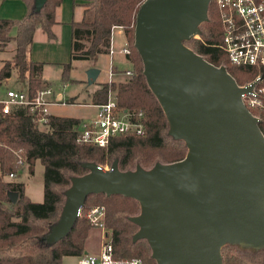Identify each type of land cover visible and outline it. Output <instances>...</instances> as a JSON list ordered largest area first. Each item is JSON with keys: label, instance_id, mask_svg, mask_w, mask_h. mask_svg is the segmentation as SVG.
I'll return each instance as SVG.
<instances>
[{"label": "water", "instance_id": "1", "mask_svg": "<svg viewBox=\"0 0 264 264\" xmlns=\"http://www.w3.org/2000/svg\"><path fill=\"white\" fill-rule=\"evenodd\" d=\"M210 1L144 0L135 17L143 74L185 157L128 171L117 160L106 170L84 162L87 173L72 177L47 241L68 235L89 195L105 194L139 202L133 240L147 241L156 264H223L225 244L264 249V135L241 99L251 86L183 43L199 34ZM46 2L34 0L36 9ZM99 72L86 69L88 84Z\"/></svg>", "mask_w": 264, "mask_h": 264}, {"label": "trees", "instance_id": "2", "mask_svg": "<svg viewBox=\"0 0 264 264\" xmlns=\"http://www.w3.org/2000/svg\"><path fill=\"white\" fill-rule=\"evenodd\" d=\"M22 1L27 10L21 20L0 18V51L10 40L15 41L13 59L4 60L0 67V81L10 78L16 68L19 77L26 78L27 91L32 97L52 83L42 78L43 63L27 59V48L38 27L48 38H53L51 26L56 23L55 10L62 0H47L40 10L36 9L34 0ZM143 1L89 0L86 10L91 11V17L70 23L69 61L62 65L61 72L62 84H66L76 81L70 77L73 62L86 61L88 68L97 67L99 57L109 53L113 29H122L128 46L125 57L132 64V74L118 82H98L89 93V102L104 103L108 91L113 90L120 108L143 113L142 135L114 137L104 147L81 144L77 142L75 130L78 118L49 115L46 124H40L25 108L4 114L0 104V264H62L64 256L83 255L85 240L92 228L85 213L97 205L104 207L103 223L110 232L114 256L156 264L147 241L133 240L138 226L130 218L139 214V202L122 195H89L68 235L56 242L47 241L61 213L64 193L72 177L87 173L82 166L84 162L111 166L117 160L119 170L128 171L138 165L149 169L157 162L179 161L187 153L185 142L168 133L166 116L146 82L142 60L133 44L135 17ZM222 36L218 9L211 0L207 19L199 25L198 37L183 43L213 65H224L237 84L251 81L261 68L231 64L220 46ZM253 112L260 118L259 128L264 135V113ZM18 153L25 157L30 174L37 162L43 166L40 202L25 194L24 183L6 179L9 173L20 170ZM13 192L17 193L15 202L9 197ZM221 255L223 264H264V249L225 244Z\"/></svg>", "mask_w": 264, "mask_h": 264}, {"label": "built area", "instance_id": "3", "mask_svg": "<svg viewBox=\"0 0 264 264\" xmlns=\"http://www.w3.org/2000/svg\"><path fill=\"white\" fill-rule=\"evenodd\" d=\"M214 3L223 28L220 46L226 53L228 61L237 66L261 68L251 81L243 85L237 84L239 87L251 86L248 92L241 95V99L249 112L260 120L253 111L264 113V0H214ZM120 52L126 55L127 47H123ZM113 53L111 38L109 55ZM113 74L115 73L110 71V78ZM124 74L130 76L132 73L125 70ZM66 86L62 84L61 91L56 92L51 85L36 91L32 97L28 94L27 84L21 88L8 87L0 91L1 111L9 114L16 108H25L38 123L46 124L48 116L51 115L48 111L49 105L65 103L63 90ZM94 106L95 114L88 119H80L75 126L78 143L104 147L114 137L144 133L143 113L120 108L113 90L108 91L104 103ZM17 158L20 169L27 166L22 154L18 153ZM98 167L106 170L110 166ZM18 172L9 173L7 177L15 178ZM81 213L82 207L79 216ZM85 216L92 227L103 230L102 243L97 254L84 253L78 257L77 264H144L137 258L114 256L110 232L103 223V206L90 207Z\"/></svg>", "mask_w": 264, "mask_h": 264}, {"label": "rangeland", "instance_id": "4", "mask_svg": "<svg viewBox=\"0 0 264 264\" xmlns=\"http://www.w3.org/2000/svg\"><path fill=\"white\" fill-rule=\"evenodd\" d=\"M88 5V2L85 3ZM77 12V10H76ZM40 28V27H39ZM38 29V28H37ZM116 30L121 31V35ZM112 34V44L114 47V53L112 55H101L98 59V67L101 70L99 78L94 83L88 84L85 71H83V61L73 62L74 68L70 72V77L75 79V82H67V86L64 89L63 101L65 103H55L48 107V111L51 115L77 117L79 119H88L96 112V107L89 102V93H91L98 85V82H118L124 80L129 76L124 74L125 70H132V64L126 59V55L122 54L120 50L123 47H127V39L125 38L122 29L114 28ZM198 37V35H195ZM15 41L10 40L2 53H0V66L4 60H12L14 57ZM130 67V68H129ZM110 71H115V74L111 75ZM61 64H51L46 68L45 76L52 81V86L56 92L61 91ZM27 84L26 78H21L18 75L16 68H13L11 77L6 80L0 81V91L6 88H21ZM50 85V86H51ZM73 99V100H72ZM107 166L109 165H100ZM19 175L15 178H9L7 180H16L26 182L29 184V196L35 202H40L43 198L42 186H43V166L40 162H37L34 166L33 174L28 172V165L19 170ZM30 178L29 180H26ZM94 228V227H92ZM103 234V230L95 228L90 231L88 243L96 245L99 243V238ZM98 245V244H97ZM62 264H77L78 257L68 256L64 257Z\"/></svg>", "mask_w": 264, "mask_h": 264}, {"label": "crops", "instance_id": "5", "mask_svg": "<svg viewBox=\"0 0 264 264\" xmlns=\"http://www.w3.org/2000/svg\"><path fill=\"white\" fill-rule=\"evenodd\" d=\"M88 1L89 0H77L76 2H74L73 0H62L61 4L57 6L55 10L56 23L51 26L53 38H48L47 35L39 27L38 29L35 30L33 35V41L31 45L27 48L26 54L28 60L43 63V68H42L43 79L52 83V81L45 76L46 68L48 65L61 64L62 67L64 63L69 61L70 39H71L70 23L73 20L79 21L83 17L85 18L91 17V11L86 10V6H85V3ZM26 10H27L26 4L22 0H0V18L21 20L25 16ZM116 31L118 32L119 35H121L120 30H116ZM14 33H15V29H13L12 31V34ZM0 53H2V51H0ZM83 62H84L83 71H85L86 69H88V66L86 61ZM97 68L99 67L97 66ZM100 73L101 70L99 72L98 78L100 76ZM29 179L30 178H27L26 180ZM18 181H20V179ZM22 183H24L25 194L30 198L28 192L29 184H27L26 182H22ZM93 229L95 228H91L89 230L88 236L85 240V253L97 254L100 251V247L102 243V234L99 238V243H97L98 245L97 244L94 245L93 243L89 244L88 243L89 234L90 231H92ZM64 257H68V256H64ZM73 257H77V256H73Z\"/></svg>", "mask_w": 264, "mask_h": 264}]
</instances>
